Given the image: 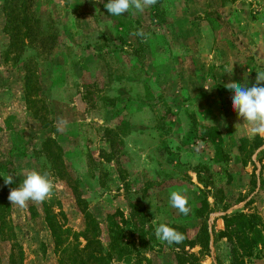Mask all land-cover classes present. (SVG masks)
<instances>
[{
	"label": "rangeland",
	"instance_id": "1",
	"mask_svg": "<svg viewBox=\"0 0 264 264\" xmlns=\"http://www.w3.org/2000/svg\"><path fill=\"white\" fill-rule=\"evenodd\" d=\"M106 2L17 0V12L34 18L35 37L22 39L0 0V188L22 264L58 259L41 202L21 209L8 200L32 169L53 181L45 201L74 246H85L80 207L98 221V243H89L84 258L107 252V215L121 226L128 252L132 243L150 264H174L173 244L155 235L160 223L195 240L183 250L196 264H229L221 217L240 211L263 222V243L245 264H264V137L250 134L224 86L251 87L264 71V0H157L120 16ZM138 29L144 37L133 34ZM9 175L13 183L5 184ZM172 191L186 196L188 215L170 205ZM129 204L142 212L143 243L129 226L137 222ZM2 230L0 264H8L12 238Z\"/></svg>",
	"mask_w": 264,
	"mask_h": 264
},
{
	"label": "trees",
	"instance_id": "2",
	"mask_svg": "<svg viewBox=\"0 0 264 264\" xmlns=\"http://www.w3.org/2000/svg\"><path fill=\"white\" fill-rule=\"evenodd\" d=\"M15 1L17 0H3V10L5 13V21L9 23L10 28L14 29L13 31L17 34H20L22 39L27 38L33 35L32 32V22L34 19L28 11L20 9L17 12V7L15 6ZM15 11V12H14ZM35 37V36H32ZM33 40V38H29V41ZM29 89V87H28ZM88 94V95H87ZM85 97L89 99V91L84 93ZM31 102V101H29ZM106 138L108 142H110L111 146H113V138L108 135L109 129H106ZM208 140H214V128L208 127L207 129ZM242 146H244L242 144ZM257 146V142L251 144L250 151ZM217 148V146H216ZM241 149V147H240ZM102 157V156H101ZM196 177L198 181H202V185L206 187L209 182L206 180H202L201 176H199V170H196ZM3 179L0 178V187H3ZM228 201L229 198H226ZM76 201L81 203L79 197L76 198ZM236 203L240 201L237 198L233 200ZM6 207V200L1 192L0 188V231L3 233L2 228L9 229L8 235L12 239L10 240V251L7 255L8 264H22L23 254L20 246L17 243L15 232L11 226L5 221L3 208ZM130 207V217L136 219L137 222H133L130 226L131 230L138 235V240L143 241V237L141 235L142 227L141 219L142 212L131 210L134 209V206ZM82 212V231L81 236L85 240V246L82 248H78L77 245L74 246V243L68 240L69 230L64 228L60 222L57 220L56 215L51 211L50 205L48 202H41V212L42 219L45 222L50 235L52 237V244L56 248L58 252L57 264H108L107 260L110 258H114L117 262H121L123 264H141V260H145L146 264H150V260L140 255V251L133 247L131 243L130 246L133 248V255L128 252V242L122 241V228L119 223L114 220L112 216H105L104 222L105 227L109 231L108 236V245L107 252H103L101 250L93 251L89 253L86 258L83 256V252L89 246L90 242L96 241V236L99 231V223L98 221L90 214V212L84 207H80ZM194 214L199 213L198 209H193ZM222 224L223 229L219 232L220 236L226 238V240L230 243L229 248V264H245V257H249L253 254V250L261 243H263V230H262V221L260 217L255 213L245 214L240 211H234L229 214L224 213L222 215ZM170 227H174L173 225H169ZM5 235V234H4ZM3 237V236H2ZM5 237V236H4ZM76 239V236H75ZM199 244H203L204 236L198 237L197 240ZM132 242V240H131ZM143 243V242H142ZM196 244L195 240H188L184 236V240L180 244H173L172 249L175 248V252H173L174 264H196L199 260L197 256H195L192 252L184 251V246L192 247Z\"/></svg>",
	"mask_w": 264,
	"mask_h": 264
},
{
	"label": "clouds",
	"instance_id": "3",
	"mask_svg": "<svg viewBox=\"0 0 264 264\" xmlns=\"http://www.w3.org/2000/svg\"><path fill=\"white\" fill-rule=\"evenodd\" d=\"M156 3L157 0H107L105 7L111 15L120 16L130 9L142 13L146 8ZM133 34L145 36L142 29H138ZM224 86L234 94L231 98L232 109L238 117L249 124L250 134L264 137V71L257 72L255 83L251 87L236 82H229ZM23 176L19 186L10 189L8 200L11 205L23 209L27 207L29 201L43 202L51 197L54 184L47 172L42 173L32 169L27 170ZM4 182L12 184L13 176H7L4 178ZM169 203L183 215H188L190 212L187 198L180 191L170 193ZM155 235L161 242H166L169 245L180 244L184 240L182 233L166 223H160L156 227Z\"/></svg>",
	"mask_w": 264,
	"mask_h": 264
}]
</instances>
